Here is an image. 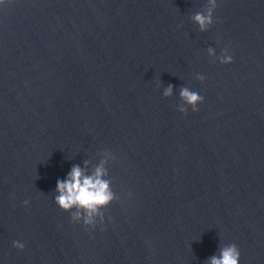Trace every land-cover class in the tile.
Segmentation results:
<instances>
[{"label": "water", "instance_id": "95a60500", "mask_svg": "<svg viewBox=\"0 0 264 264\" xmlns=\"http://www.w3.org/2000/svg\"><path fill=\"white\" fill-rule=\"evenodd\" d=\"M206 11L0 3V264H206L228 244L264 264V0H217L202 32ZM73 166L115 196L94 228L55 203Z\"/></svg>", "mask_w": 264, "mask_h": 264}, {"label": "clouds", "instance_id": "9594fccd", "mask_svg": "<svg viewBox=\"0 0 264 264\" xmlns=\"http://www.w3.org/2000/svg\"><path fill=\"white\" fill-rule=\"evenodd\" d=\"M0 3H4V0H0ZM216 7L217 0H207V11L197 12L194 15L193 21L199 26L200 31H207L213 25V13ZM207 51L209 56H215L213 48L209 47ZM218 59L221 64L233 62L226 49ZM197 79L201 82L204 81L202 75H198ZM172 94L173 86L169 85L163 95L170 97ZM180 99L183 104H180L177 110L185 114L188 111L187 106H190L193 112H197L199 110L197 105L203 102L202 96L187 87L180 89ZM105 174L103 167H97L95 173L89 176L85 175L79 166H73L66 179L57 180L56 192L58 195L55 196V203L61 210L71 213L73 223L82 221L85 227L91 228H94L98 221L103 224L104 212L102 210L115 199L109 182L102 178ZM24 203L27 206L29 201L26 200ZM73 209H75L74 212ZM13 246L21 250L25 247L19 241H15ZM239 261L238 247L235 244H228L221 248L219 256L210 257L206 264H239Z\"/></svg>", "mask_w": 264, "mask_h": 264}]
</instances>
